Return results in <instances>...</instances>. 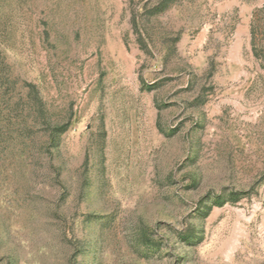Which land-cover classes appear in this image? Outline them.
Segmentation results:
<instances>
[{"label": "rangeland", "instance_id": "rangeland-1", "mask_svg": "<svg viewBox=\"0 0 264 264\" xmlns=\"http://www.w3.org/2000/svg\"><path fill=\"white\" fill-rule=\"evenodd\" d=\"M0 264H264V0H0Z\"/></svg>", "mask_w": 264, "mask_h": 264}]
</instances>
